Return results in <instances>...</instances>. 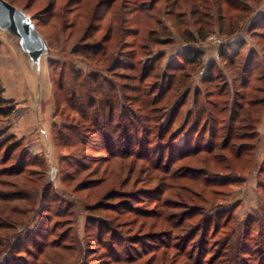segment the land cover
I'll return each mask as SVG.
<instances>
[{"label": "rangeland", "instance_id": "rangeland-1", "mask_svg": "<svg viewBox=\"0 0 264 264\" xmlns=\"http://www.w3.org/2000/svg\"><path fill=\"white\" fill-rule=\"evenodd\" d=\"M6 1L62 58L36 110L0 41V170L27 164L0 174V264H219L226 236L264 264V0Z\"/></svg>", "mask_w": 264, "mask_h": 264}, {"label": "water", "instance_id": "water-1", "mask_svg": "<svg viewBox=\"0 0 264 264\" xmlns=\"http://www.w3.org/2000/svg\"><path fill=\"white\" fill-rule=\"evenodd\" d=\"M0 41L13 49L14 63L34 97L37 110L41 92L49 84L48 63L61 59L62 54L49 46L23 9L6 0H0Z\"/></svg>", "mask_w": 264, "mask_h": 264}, {"label": "trees", "instance_id": "trees-1", "mask_svg": "<svg viewBox=\"0 0 264 264\" xmlns=\"http://www.w3.org/2000/svg\"><path fill=\"white\" fill-rule=\"evenodd\" d=\"M232 48V47H231ZM226 49L228 50L229 48L228 47H226ZM233 50V49H232ZM220 54H221V56L222 55H224V54H227V53H224V51H221L220 52ZM250 59V58H249ZM54 62V60H50L49 61V66L52 64ZM79 73H77V75H78ZM81 75V74H80ZM90 76V79L92 80V81H95V82H98V79H99V77H98V75H89ZM101 90H102V86L101 85H98V86H95L93 89H92V91H94V94H92V96L90 97H84V99L83 100H79V102L82 104V105H84V107H85V111H83L82 110V112L84 113V116L86 117L87 115L89 116V113L91 112V113H93V114H95V116H94V118H93V120L91 121V119H90V122L91 123H93V125H95V126H98V131H97V133H96V131H95V134H94V137L95 136H99L100 138H101V140L102 141H106V139H107V141L109 140V141H111L112 140V138H113V136H111V135H109V136H106L107 135V133L106 134H104V131H109V134H110V131L112 132V128L109 126V127H107L105 130H100L103 126H102V123L103 122H105V121H113V115H112V113L110 114V115H105V113H103L105 110H110L111 108H115V102H114V100H111L110 99V101L109 102H105L104 101V99L102 98V99H98L97 98V94L98 93H100L101 92ZM110 90V89H109ZM83 93V92H82ZM98 99V100H97ZM1 101H2V99H0ZM78 101V100H77ZM70 105H71V108H76V110H78V107L76 106V103H74V101H72V103H70ZM11 111H12V109H9L6 113H4V115H9L10 113H11ZM100 119H101V121H100ZM197 120H199V123H200V120H202V117H200L199 119H197ZM128 125V124H127ZM56 134L54 135L55 136V139H61V140H65V138H67L64 134H62L61 133V131H58L57 129H56ZM196 134H199V132H197ZM230 134V136H231V134L232 133H229ZM125 136L126 135H122V140L123 139H125ZM217 136L218 135H215V137H213L212 135H211V137H212V140L211 141H209V143H208V145H206V147L208 148V147H210L211 146V148H215L216 147V143H215V140H216V138H217ZM165 137V135H162V134H158V138H164ZM117 138H120V135L118 134L117 135ZM127 138V140H129L130 139V137H126ZM125 141V140H124ZM142 142V145L146 142V141H141ZM108 150H109V152H111V148H107ZM182 148H180V153H184V150H187V149H182ZM198 151H199V149L198 148H196V150L193 152V154H196V153H198ZM186 152V151H185ZM200 152V151H199ZM107 153H108V151H107ZM8 157H10L9 156V153H7L6 154V159L8 158ZM17 165H16V167H9L8 169H1L0 170V174L2 173V174H9V175H19V174H21V173H23L24 172V170H25V166L27 165V164H25V161H24V159L21 157V158H18V160H17ZM33 162V161H32ZM5 196V195H4ZM16 196V194L15 195H9V196H5V197H15ZM20 196V195H19ZM191 215H192V213H191ZM201 215H202V218L204 219L203 220V223H204V227H205V236L207 235V233H206V231H208V228H209V231H210V229H212V232L213 231H215L216 230V224H218V223H220L221 221H223V225H225V226H227L228 225V223L230 222V220L228 219V218H230V216L231 215H228L227 217H226V219H224L223 218V216L221 215V216H219V214H215V213H211L210 215H208V216H203V214H202V211H201ZM212 223H214L213 225H212ZM3 227H5V224L4 223H0V230L3 228ZM105 233V231H103V234ZM204 236V237H205ZM226 236V235H225ZM218 240L219 239H217V242H218ZM225 240H226V242L225 243H219L218 242V244H221L220 245V247L217 249V255H216V258L213 260V261H215V260H217L218 258H222V259H220V261H219V264H231V263H233V264H238V262H239V259L241 260V257H240V250L239 249H237V246H238V240L236 239V240H234V241H232L231 240V238H229V237H227L226 236V238H225ZM236 244V245H235ZM5 246V243H3V242H1L0 241V252L3 250V247ZM43 246V247H42ZM42 246H41V248L39 249L40 250V252H41V250L42 249H44L45 247H49V246H55V244H54V241H52V242H50V243H46L45 245H44V243H42ZM12 260H14V259H12ZM11 260V261H12ZM10 261V262H11Z\"/></svg>", "mask_w": 264, "mask_h": 264}]
</instances>
